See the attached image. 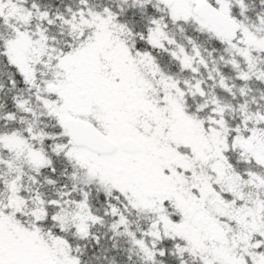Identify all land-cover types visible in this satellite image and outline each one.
Returning <instances> with one entry per match:
<instances>
[{"label":"snow or ice","instance_id":"6c2138e0","mask_svg":"<svg viewBox=\"0 0 264 264\" xmlns=\"http://www.w3.org/2000/svg\"><path fill=\"white\" fill-rule=\"evenodd\" d=\"M0 264H264V0H0Z\"/></svg>","mask_w":264,"mask_h":264}]
</instances>
